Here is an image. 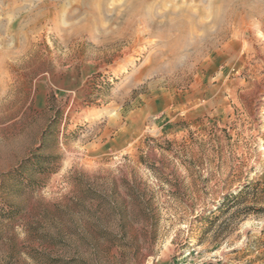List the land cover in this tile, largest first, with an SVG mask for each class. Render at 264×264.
Wrapping results in <instances>:
<instances>
[{"label": "rangeland", "instance_id": "obj_1", "mask_svg": "<svg viewBox=\"0 0 264 264\" xmlns=\"http://www.w3.org/2000/svg\"><path fill=\"white\" fill-rule=\"evenodd\" d=\"M0 264H264V0H0Z\"/></svg>", "mask_w": 264, "mask_h": 264}, {"label": "bare ground", "instance_id": "obj_2", "mask_svg": "<svg viewBox=\"0 0 264 264\" xmlns=\"http://www.w3.org/2000/svg\"><path fill=\"white\" fill-rule=\"evenodd\" d=\"M219 1H220V0H219ZM221 2H222V1H221ZM221 2H220V3H221ZM215 3H216V2H215ZM220 3H219V4H220ZM130 7H131V6H130ZM216 7H217V6H216ZM258 10H259V9H258ZM258 10H257V11H258ZM228 11H229V10H228ZM251 12H252V11H251ZM255 12H256V11H255ZM259 12H262V11H259ZM262 13H263V12H262ZM256 14H257V13H256ZM257 15H258V14H257ZM262 17H263V16H262ZM259 21H260V20H259ZM218 30H219V29H218Z\"/></svg>", "mask_w": 264, "mask_h": 264}]
</instances>
